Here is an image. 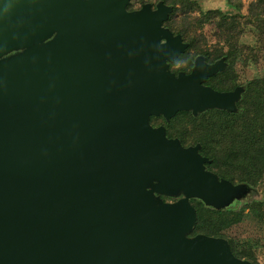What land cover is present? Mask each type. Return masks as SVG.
<instances>
[{
  "label": "water",
  "instance_id": "obj_1",
  "mask_svg": "<svg viewBox=\"0 0 264 264\" xmlns=\"http://www.w3.org/2000/svg\"><path fill=\"white\" fill-rule=\"evenodd\" d=\"M129 3L0 0V264H253L190 235L192 198L225 209L250 185L150 123L235 111L242 88L204 85L221 67L201 57L172 72L173 6Z\"/></svg>",
  "mask_w": 264,
  "mask_h": 264
},
{
  "label": "trees",
  "instance_id": "obj_2",
  "mask_svg": "<svg viewBox=\"0 0 264 264\" xmlns=\"http://www.w3.org/2000/svg\"><path fill=\"white\" fill-rule=\"evenodd\" d=\"M146 3L145 0H137ZM173 10L164 25H205L213 23L218 31L224 36L238 39L244 25H253L256 31V44L248 52L245 45H241L239 55L244 54V61L252 58L254 63L260 62V55L264 54V0L258 3H250L246 12L243 13L242 3L236 0H228L234 5L238 12L232 15L224 14L220 9L200 10V17L194 19L187 12L199 9V0H182L180 4L170 2ZM128 9L135 7V0H131ZM182 10L183 18L176 19L177 11ZM186 27L178 29L173 27L172 31L181 33L183 37H188ZM249 53L251 55H249ZM252 56V57H250ZM253 100V101H252ZM250 100L246 95L235 111L210 108L197 115L190 111H179L170 122L167 123L168 134L179 136L184 145L200 144L199 151L203 156L209 158L206 167L217 173L220 178L229 179L233 183H247L252 190L264 183V133L251 120V108L256 106L264 116V91ZM225 144L224 151H217L216 148ZM197 211L196 224L190 235L204 233L216 237L226 238L231 246V250L237 257L252 261L248 250L253 247L252 243L240 241L226 233L214 232L212 226L215 223L214 214L219 213L235 217L236 224L241 223L246 218L255 220L264 226V197L247 202L240 209L230 206L225 209H215L206 206L203 201L197 198L191 199ZM248 210V212L246 211Z\"/></svg>",
  "mask_w": 264,
  "mask_h": 264
},
{
  "label": "rangeland",
  "instance_id": "obj_3",
  "mask_svg": "<svg viewBox=\"0 0 264 264\" xmlns=\"http://www.w3.org/2000/svg\"><path fill=\"white\" fill-rule=\"evenodd\" d=\"M170 2L180 4L182 0H168ZM198 1V0H197ZM237 2L242 3L243 13L247 11L250 3H258V0H236ZM145 2H151L154 5L159 2V0H145ZM200 8H195L194 10H189L186 14L190 15V17H194V19L200 17V10L207 11L209 9H228L233 12H238L237 8L234 5L229 4L228 0H199ZM143 3L135 0V7L139 8ZM185 13L182 10L177 11L176 19L183 18ZM185 14V15H186ZM186 27L187 34L190 35L188 38H196L206 43L209 41H213L214 39L225 37L218 29L216 25L209 22L205 25H174L175 28ZM256 31L253 25H244L242 28V32L238 39H233L238 46V53L241 45L248 46L247 50L251 53V48H253L256 44ZM249 53V55H251ZM244 54L241 55L240 58L244 59ZM252 57V56H250ZM247 62H242L239 60L238 66V79L241 81H249L250 88L248 94L246 93L250 100L254 99L258 93L264 91V54L260 55V62L254 63L252 58H249ZM248 64L247 67H245ZM253 101V100H252ZM251 120H253L254 124L264 133V116L259 112L256 106L251 108ZM227 146L225 144L218 146L216 148L217 151H224ZM264 197V183L257 187L256 190H253L247 197L239 200L235 206V209H240L247 202H250L254 199H262ZM248 212V210H246ZM215 223L212 226V230L214 232L226 233L230 237H234L242 242L247 241L253 244L251 250H248V254H250L252 260H254L257 264H264V226L255 220H251L246 218L239 224H236V218L216 213L214 214Z\"/></svg>",
  "mask_w": 264,
  "mask_h": 264
},
{
  "label": "flooded vegetation",
  "instance_id": "obj_4",
  "mask_svg": "<svg viewBox=\"0 0 264 264\" xmlns=\"http://www.w3.org/2000/svg\"><path fill=\"white\" fill-rule=\"evenodd\" d=\"M159 1H163L165 4L171 5L170 3L164 0H159ZM151 4L153 8H156L157 3L155 5L153 3ZM134 9H138V8H133L129 10H134ZM220 10L224 14H227V15H232L235 13L228 9L220 8ZM169 17H170V14H169ZM163 26L165 28L170 29L171 31H172V28L174 27V25H163ZM172 32L174 35L181 34V33H175L174 31ZM182 41L186 43L187 46L185 47L184 51L180 54L178 58H176L175 60L169 63L170 70L174 72L175 74H178L181 71H184L185 73H190L196 64V60L199 57L203 59V62L206 65H211L216 62H219L221 68L218 69L215 73L209 75L206 78V80L203 82V84L206 86H210L214 88L215 90H218L221 92H229V91L235 90L237 87H241L242 89H240V97L235 102L236 110H237L239 108V104L244 100L245 94L246 93L248 94V91L251 85L249 84V81L244 82L238 79L239 77V74H238L239 63L238 62L239 60H241L242 62L245 63V61L243 58H240L241 56L238 53L237 44L233 42L231 38H225V37H220V38L214 39L213 41H209V43H206L205 41H202L200 39H196V38L192 39V38H188V37L186 38L182 36ZM244 65H246L245 67L248 66V64H244ZM188 111L193 113L191 110H188ZM170 120H167L162 114L151 115L150 117V123L152 124L153 127L164 126L166 130V135L168 138H178L181 142V138L179 136L168 134L167 123L170 122ZM182 145L185 147L191 146V145H184V144ZM162 197L164 198L165 201H175L178 199V198L168 197L164 195ZM241 199H244V198H241Z\"/></svg>",
  "mask_w": 264,
  "mask_h": 264
}]
</instances>
